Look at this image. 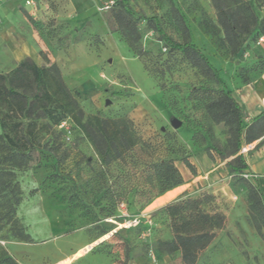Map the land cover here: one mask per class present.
<instances>
[{
    "label": "rangeland",
    "instance_id": "374dc122",
    "mask_svg": "<svg viewBox=\"0 0 264 264\" xmlns=\"http://www.w3.org/2000/svg\"><path fill=\"white\" fill-rule=\"evenodd\" d=\"M32 1L0 0V75L10 73L27 103L35 99L27 106L0 94V132L31 154L15 170L20 201L12 219L0 208V264H183L179 251L162 246L174 238L165 207L186 198L224 215L194 264H264V226L248 197L255 177L228 166L264 145L243 140L229 154L227 127L205 107L227 88L246 124L264 109V0H252L261 28L242 36L236 54L211 0H125L173 40L196 44L221 82L166 46L145 20L131 48L115 23L117 0ZM22 61L37 66L38 82L30 69L12 73ZM51 64L70 94L43 72ZM116 118L130 121L136 143L107 163L90 134ZM113 126L107 133L116 140ZM159 159H172L183 178L161 194L151 169Z\"/></svg>",
    "mask_w": 264,
    "mask_h": 264
},
{
    "label": "trees",
    "instance_id": "16d2710c",
    "mask_svg": "<svg viewBox=\"0 0 264 264\" xmlns=\"http://www.w3.org/2000/svg\"><path fill=\"white\" fill-rule=\"evenodd\" d=\"M216 10V17L222 28L224 38L231 47L233 54L239 51L243 41L242 36H248L256 29L261 28L257 15L254 11L252 0H211ZM225 1H230L226 5ZM118 9L114 12V19L121 36L131 48L140 39V32L137 27L139 19L145 20L163 39L166 46L172 49L181 50L189 62L205 69V72L217 81L221 82L219 72L209 62L207 56L199 47L189 41L178 42L162 32L158 20L155 17H144L135 13L125 0H117ZM182 20V19H181ZM182 27L187 31L183 21ZM258 32H261L260 30ZM30 69L34 75V80L38 82V68L33 63L22 61L12 73L22 72ZM43 72L51 78L67 93L70 91L65 86L57 65L51 64L44 68ZM43 83V78L40 77ZM2 84L0 94L4 96L12 95L18 99H25L27 106L31 105L33 99L27 103L25 94L14 90L10 73L0 75ZM3 92V93H2ZM73 103L76 104L73 99ZM206 110L215 122H223L228 130V151L234 154L242 148L243 140L249 143L264 135V110L260 111L253 120L246 124L243 118V111L239 103L232 96L227 88L222 89L216 95L210 97L206 103ZM102 125L98 132L90 134L96 148L102 154L105 162H111L120 157L124 151H129L136 143L134 131L130 126V121L126 118H116L113 120L102 119ZM114 125L118 136L114 140L107 133V128ZM0 126L3 123L0 119ZM264 145V138L257 144ZM219 152H221L219 150ZM64 156L62 157V159ZM31 159L29 151L20 150L7 137L0 132V208L5 213L4 216L12 219L15 207L20 201L19 185L15 170L22 167ZM183 161L191 167L187 158ZM228 166L232 171L244 172L248 165L242 154L233 157ZM152 175L157 183V194H161L172 189L183 182V178L172 159H159L151 165ZM248 197L252 206L257 210L258 220L264 226V200L259 188L253 183L248 184ZM200 198H186L177 203L169 204L165 207L168 216L173 218L174 238L162 246V250L172 253L179 251L183 264H194L199 251L205 248L212 240L214 229L221 228L224 223V215L219 212L209 213L200 207ZM2 225H0V229ZM259 229V227L257 226ZM20 237H25L19 231Z\"/></svg>",
    "mask_w": 264,
    "mask_h": 264
},
{
    "label": "crops",
    "instance_id": "0c3cea01",
    "mask_svg": "<svg viewBox=\"0 0 264 264\" xmlns=\"http://www.w3.org/2000/svg\"><path fill=\"white\" fill-rule=\"evenodd\" d=\"M248 147L251 148L252 144ZM246 163L248 165V168L252 172V175L255 177V179L253 180L254 185L259 188L264 200V150L252 153L248 157Z\"/></svg>",
    "mask_w": 264,
    "mask_h": 264
},
{
    "label": "water",
    "instance_id": "95a60500",
    "mask_svg": "<svg viewBox=\"0 0 264 264\" xmlns=\"http://www.w3.org/2000/svg\"><path fill=\"white\" fill-rule=\"evenodd\" d=\"M171 124L174 128H177L181 125V122L178 119H172ZM264 138V135L259 137L258 140L261 141ZM71 256V255H70Z\"/></svg>",
    "mask_w": 264,
    "mask_h": 264
},
{
    "label": "built area",
    "instance_id": "2783aa9c",
    "mask_svg": "<svg viewBox=\"0 0 264 264\" xmlns=\"http://www.w3.org/2000/svg\"><path fill=\"white\" fill-rule=\"evenodd\" d=\"M28 3H33V1L32 0H28ZM246 175H248V174H246ZM235 198V197H234Z\"/></svg>",
    "mask_w": 264,
    "mask_h": 264
}]
</instances>
